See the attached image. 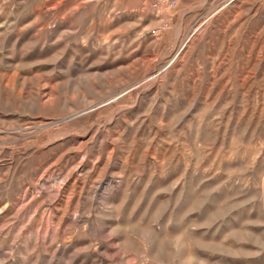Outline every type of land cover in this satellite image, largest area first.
<instances>
[{
	"label": "rangeland",
	"instance_id": "obj_1",
	"mask_svg": "<svg viewBox=\"0 0 264 264\" xmlns=\"http://www.w3.org/2000/svg\"><path fill=\"white\" fill-rule=\"evenodd\" d=\"M0 264H264V0H0Z\"/></svg>",
	"mask_w": 264,
	"mask_h": 264
}]
</instances>
